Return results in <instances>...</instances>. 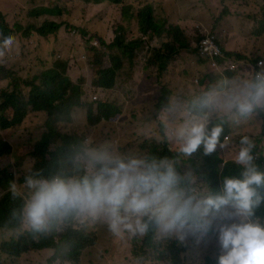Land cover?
Instances as JSON below:
<instances>
[{
  "label": "rangeland",
  "instance_id": "374dc122",
  "mask_svg": "<svg viewBox=\"0 0 264 264\" xmlns=\"http://www.w3.org/2000/svg\"><path fill=\"white\" fill-rule=\"evenodd\" d=\"M147 7L152 8L154 18L166 28L172 27L173 32L181 29L189 48L178 54L173 53V48L178 46L173 32L169 36L166 33L146 34L144 45L135 51L133 62L130 64L124 59L120 63L121 67L113 80L115 86L111 89L99 88L96 83L99 79L98 69L111 68L110 56L121 55L120 50L106 48L103 42L111 44L117 37L126 42L138 38L139 14ZM0 11L3 15L0 23L9 31L3 35L0 29V39L9 35L15 38L13 49L6 51L5 57L0 59L4 66L0 72V93L3 90L10 91L11 84L16 81L18 90L22 91L26 100L29 88L24 81L36 79L38 84L43 72L54 68L63 73L66 68V76L79 87V91H68L66 102L70 108L59 114L55 124L60 134L84 137V143L88 146L107 147L124 157L156 152L160 159L173 162L183 177L184 188L198 198L211 195L210 184L199 177L194 179L181 170L189 167L197 157L215 158L220 151L218 148L205 155L201 146L191 155H185L180 151V145L170 149V143L165 140L159 144L157 114L161 108L170 107L169 95L176 89L170 85L169 79H165V75L169 65L181 59L184 61L186 57L195 63L187 80L192 85H199L195 101L205 92L220 88V67L212 72L205 64L199 53V40L208 33L217 35L215 26L230 25L232 17L233 25L239 27L236 29L248 48L264 58V36L259 39L260 33L264 31V0H0ZM50 22L62 24L61 29L41 36L39 28ZM235 46L243 49L244 42L240 41ZM155 50L161 54L159 63L160 68L166 69L164 71L149 65ZM6 70L10 71L5 77L3 72ZM95 97L97 100H94ZM179 99L180 96L175 93L172 100L176 103ZM193 102L188 103L186 109L199 119L205 113L199 112ZM114 109L119 111L116 116L98 121L100 111L109 113ZM175 112L170 114L172 119L175 118ZM216 114L213 112L207 118L208 128ZM254 114L255 111L251 115ZM189 116L191 119L194 117ZM46 120L47 115L43 112H29L21 125L9 130L0 128V145L7 143L12 148L5 159L0 158V198L11 190V185L7 183L9 175L3 169L7 167L15 177L11 182L16 185L17 191L27 194L30 199L33 190L19 185L18 179L24 173L29 174L38 161L33 156V150L46 131ZM180 121H183L182 118ZM169 133L176 136L174 129ZM241 133L252 144L254 167L260 157L264 158V121L253 122L249 135L246 130ZM239 138L240 135H232L227 146L221 148L218 145L224 162H231L238 153L241 146ZM164 151L168 152L165 156ZM77 154L75 170L80 173L83 169L84 173L87 171L86 162L78 160ZM193 166L205 167L200 162H194ZM217 167L222 170L218 164ZM251 219L264 226V219L254 216ZM238 221L236 217L229 222ZM75 228H81L89 236L77 235L71 239L78 247L79 244L84 245L80 249L78 264H208L212 261L217 264L222 254L215 233H209L202 239L190 235L181 240L175 234L166 235L156 230L153 242L149 244L145 243L146 232L133 235L121 230L116 234L101 220L76 219ZM24 230L30 229L24 224L19 230L0 228V264H75L64 258L65 247L56 250L49 245L20 256L8 253L6 243L18 239Z\"/></svg>",
  "mask_w": 264,
  "mask_h": 264
},
{
  "label": "clouds",
  "instance_id": "9594fccd",
  "mask_svg": "<svg viewBox=\"0 0 264 264\" xmlns=\"http://www.w3.org/2000/svg\"><path fill=\"white\" fill-rule=\"evenodd\" d=\"M217 35H204L199 40V53L212 72L220 67L221 73L234 56L225 51ZM14 43L11 35L0 39V59ZM193 104L205 115L199 119L194 116L175 135L185 155L201 146L208 155L228 138L219 139L221 126L208 128L207 116L224 110L248 117L264 107V72L240 83L226 81ZM261 120L264 117L260 116ZM241 145L237 162L245 166L244 178L226 177L218 193L198 198L182 186L183 177L167 159L124 157L107 147L93 148L86 143L77 154L78 160L86 162L83 177L26 178L27 187L33 191L23 209V224L33 232L46 233L69 219L91 218L105 222L116 234L127 230L142 235L150 224L181 240L215 233L222 249L217 264H264V226L251 219L262 199L252 186L264 185V173L252 166V144L247 137L242 138ZM11 191L14 196L18 194L15 184ZM236 217L238 222H229Z\"/></svg>",
  "mask_w": 264,
  "mask_h": 264
},
{
  "label": "trees",
  "instance_id": "16d2710c",
  "mask_svg": "<svg viewBox=\"0 0 264 264\" xmlns=\"http://www.w3.org/2000/svg\"><path fill=\"white\" fill-rule=\"evenodd\" d=\"M116 3H119L117 1ZM263 8V7H262ZM140 23H139V34L140 36L134 40L126 42L121 37H117L115 41L111 44H103L106 48H117L120 50L121 55H112L110 56L111 68L98 69L97 74H99V79L97 80V86L103 89H111L115 86L113 80L116 76V71L120 66V63L126 59L131 64L135 57V51L140 49L144 45V36L146 34L161 35L166 33L168 36L172 34L173 28L166 26L162 23H159L153 16V10L151 7H147L142 10L139 14ZM261 21H263V14L261 9ZM0 18L3 19V15L0 12ZM234 29L233 25H229ZM62 27V24L56 22H50L44 24L39 28L38 33L41 36H48L59 31ZM0 29L3 35L9 33L8 28L1 22ZM178 46L173 48V53L178 54L181 50H186L189 48V45L186 43L184 33L181 29H178L173 32ZM264 35V31L260 33V37ZM237 37V36H236ZM13 49V47H12ZM160 58L161 54L158 50L153 51L152 57L149 60L150 66H157L158 71H164L166 69L160 68ZM260 62V60H259ZM3 65L0 62V72L3 71ZM6 70L3 72L4 76L8 74ZM36 79L26 82V86L29 88V93L25 100L21 90H18V82L13 81L11 84L12 89L10 91L3 90L0 93V128L2 130H9L15 128L18 125H21L29 112H43L47 115L46 120V131L42 135L40 141H38L33 150V156L38 159L32 170L29 174H23L22 177L18 179L19 185H26V178L29 176L35 177L37 179H47L50 180L56 176H61L63 178H72V177H83L87 171L83 173V169L75 170V156L78 152L81 151L82 147L85 145L84 137H78L77 135H62L55 128V124L59 119V114L64 113L67 109L70 108V105L67 104L66 96L68 91H79V87L72 83V80L66 76V68L63 69V73L59 72L57 69H49L39 76V83H36ZM80 96V94H79ZM102 107V106H100ZM119 113L118 109H114L111 112L107 113L105 111H100L98 115V121L103 119L108 120L113 116H116ZM256 115L264 117V107L257 108L255 110ZM194 116H196L193 113ZM219 115V111L216 116L213 118L212 124L209 127L211 129L216 121V118ZM252 116V115H250ZM197 117V116H196ZM210 115L207 116V118ZM198 118V117H197ZM263 121V120H262ZM225 137V136H224ZM224 137L221 138L224 141ZM246 137L243 133L240 134V145L242 138ZM170 143V149L176 148L180 145V142L176 137L170 138L166 134L162 133V140H159V144L163 141ZM227 145L229 143L225 142ZM242 146V145H241ZM244 146V145H243ZM219 154L215 158H202L197 157L191 161L189 167H186L184 170H181L182 173H193L190 175L194 179L198 177L208 184L211 187V195H215L221 190L223 180L226 177L243 179V172L245 171V166L236 163L234 161L224 162L220 157L222 150L219 149ZM12 151V148L7 143H2L0 145V158L5 159ZM256 153V151H255ZM164 156L168 154L167 151L163 152ZM251 156L254 159L253 151L250 152ZM134 158L142 159H160L158 153L156 152H147L141 153L136 156H127ZM252 159V162H253ZM194 162H200L205 165L203 168H197L193 166ZM237 164V166L235 164ZM217 164L221 167V171L218 169ZM264 158L260 157L255 163L254 167L257 171L264 173ZM65 165V169H64ZM3 169L9 175L7 183L12 185L11 180L15 179L7 169ZM3 171V170H1ZM196 175V176H195ZM0 180V185H1ZM257 194L262 198L261 203L258 207L254 209V217H260V220L264 219V185H253ZM28 188V187H27ZM30 189V188H28ZM17 195H13L11 190H8L0 198V228L4 229H14L19 230L23 224V209L26 201L28 200L27 194H22L17 191ZM75 220L69 219L64 224L58 228L54 227L46 233H36L31 230H24L18 239H12L10 242L6 243V251L13 256H20L22 253L29 252L31 250H40L42 247L51 245L52 248L59 250L60 247H65L66 252L64 258L67 261L78 264V260L81 257V248L84 245L79 244V247L73 244L71 239L74 236H84L89 237L84 230L75 228ZM156 228L153 225H149L148 230L146 231L145 243H152L153 237L156 232ZM39 241H49L41 242ZM174 251V249H172ZM175 256V254L173 253ZM208 264H213L209 262Z\"/></svg>",
  "mask_w": 264,
  "mask_h": 264
},
{
  "label": "crops",
  "instance_id": "0c3cea01",
  "mask_svg": "<svg viewBox=\"0 0 264 264\" xmlns=\"http://www.w3.org/2000/svg\"><path fill=\"white\" fill-rule=\"evenodd\" d=\"M233 19H234V17L231 18L230 22L228 21L231 25H233ZM236 28H239V27L234 26V29H232L227 24H220V25L217 24L215 26L216 32L221 39V42H222V45H223L225 51L232 56H234V52L237 49H240V48H236V46H235L236 43L243 41L244 47L248 48L247 43L242 39L240 33L237 31ZM262 37H260L259 39H261ZM194 68H195L194 61L192 59L186 58V57L184 58V61L181 59V60L177 61V63L169 65V67H168V72L165 75V79H169L168 81H169L170 85L175 86L176 89L174 90V93L169 95L170 107L161 108L157 114L156 119H157L158 125L160 127L159 140H162V133L166 134L170 138H173V136H171L169 133L170 130H172V129L177 130L178 128L185 125L188 121L191 120V117L189 115L194 116L191 111H187V109H186V107L188 106V103L191 101H195V99L197 98L196 89L199 88V85L197 83H196V85H192L191 83L187 82L188 76H190L192 74ZM175 93H178V95L180 96L179 101L176 103H175V100H172V98L175 97ZM174 110H176L175 118L172 119L170 117V114ZM181 118L183 121H180ZM258 121H260V116H256L254 118V120L250 123V125L243 128L242 131L244 132V130H246V133L249 135V129H250L251 124L253 122H258ZM174 137H176V136H174ZM227 141L228 140H225V142H227ZM225 142H219L218 145L220 146V144H225V146H227V144ZM218 145H217V148L220 149V147H218ZM246 146L247 145H244V147H246ZM241 147L242 146L239 147L238 153L235 155V157L231 161L238 163L237 157H238V154H239ZM251 151H253V150L251 149ZM188 174L194 175L193 173H190V172H188Z\"/></svg>",
  "mask_w": 264,
  "mask_h": 264
},
{
  "label": "flooded vegetation",
  "instance_id": "af4514ba",
  "mask_svg": "<svg viewBox=\"0 0 264 264\" xmlns=\"http://www.w3.org/2000/svg\"><path fill=\"white\" fill-rule=\"evenodd\" d=\"M263 59L262 55L252 49L245 47H243V49H237L234 52L233 62L229 63L226 68H221L222 77H220V79L222 85H224L226 81L230 83H240L243 82L245 78H254L255 74L258 72H264ZM259 60L263 62V66L259 65ZM255 117L254 115L237 117L225 111H219V115L213 127L221 126L222 133L219 139L221 140V138L225 136L224 139L228 138L227 143H229L231 136L240 135V131L249 126Z\"/></svg>",
  "mask_w": 264,
  "mask_h": 264
},
{
  "label": "built area",
  "instance_id": "2783aa9c",
  "mask_svg": "<svg viewBox=\"0 0 264 264\" xmlns=\"http://www.w3.org/2000/svg\"><path fill=\"white\" fill-rule=\"evenodd\" d=\"M259 65L262 66L263 65V62H259ZM96 99H97V97L94 98V100H96Z\"/></svg>",
  "mask_w": 264,
  "mask_h": 264
}]
</instances>
